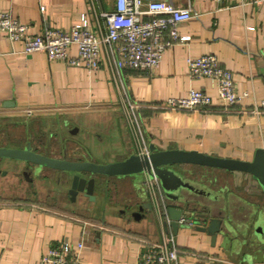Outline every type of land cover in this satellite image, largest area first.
Wrapping results in <instances>:
<instances>
[{
    "label": "crops",
    "instance_id": "crops-1",
    "mask_svg": "<svg viewBox=\"0 0 264 264\" xmlns=\"http://www.w3.org/2000/svg\"><path fill=\"white\" fill-rule=\"evenodd\" d=\"M189 5L194 15L178 25L189 39L167 47L152 72L123 66L95 70L50 60L41 51L24 53L20 43L0 34V145L34 150L56 157L79 155L106 163L148 148H179L251 160L264 148V0H172ZM113 0H0L34 35L44 26L67 28L84 13L94 24L93 9L111 8ZM70 56L76 57L71 46ZM216 54L233 72L236 89L249 96L239 104L213 105L193 111L162 107L168 96L189 88L215 96L210 78L192 80L186 57ZM103 60V57H102ZM123 99L138 104L142 139L130 131ZM28 164L0 158V264H36L50 244L63 238L82 240V264H134L142 240L158 242L161 223L149 202L139 196L131 176H98L90 200L83 193L72 200L61 171L44 167L37 174ZM184 174L223 195L233 226L247 241L223 247L206 231L179 227L175 242L181 264H264V193L248 173L201 165H183ZM160 185V184H159ZM161 193H164L160 187ZM244 235V234H242ZM254 254H258L255 257ZM251 256L250 261L243 258ZM242 260V261H241ZM241 261V262H238Z\"/></svg>",
    "mask_w": 264,
    "mask_h": 264
},
{
    "label": "built area",
    "instance_id": "built-area-1",
    "mask_svg": "<svg viewBox=\"0 0 264 264\" xmlns=\"http://www.w3.org/2000/svg\"><path fill=\"white\" fill-rule=\"evenodd\" d=\"M92 9L94 24L83 13L80 22L67 28L46 25L34 35L28 33L27 24L13 17L9 11L0 10V34H4L10 41L20 43L21 52L41 51L50 60L58 59L70 65H84L92 70L101 66L110 70L128 66L152 72L167 47L178 40L189 39L188 35H180L177 27L194 15L189 5L181 6L172 0H113L110 9L104 7L98 13L93 7ZM71 46L76 47V57L70 56ZM186 67L187 75L192 80H214L215 96L202 89L189 88L181 96H168L162 102L165 109L202 110L215 102L228 107L239 104L243 98L249 96L248 92H239L236 89L233 72L220 64L216 54L188 56ZM123 102L130 131L140 140L142 123L138 104L129 99H123ZM260 106H264L263 100L254 104L250 112H259ZM138 146L137 153L148 152L143 142L138 141ZM142 185L162 230L158 242L142 240L134 264H181V250L175 242L172 220L168 216L158 179L155 176L146 177ZM83 245L82 240L71 242L68 238H63L50 244L36 264H82L80 252Z\"/></svg>",
    "mask_w": 264,
    "mask_h": 264
},
{
    "label": "water",
    "instance_id": "water-1",
    "mask_svg": "<svg viewBox=\"0 0 264 264\" xmlns=\"http://www.w3.org/2000/svg\"><path fill=\"white\" fill-rule=\"evenodd\" d=\"M0 158L26 162L33 166L35 174L44 167L61 171L70 181L67 192L72 200L79 192L93 200L98 176H131L134 185L140 188V198L145 200L146 192L142 182L146 177L155 176L164 193L174 234L179 227H194L198 231H206L211 236L212 243L216 240V235L220 234L223 237L221 244L225 248L230 243L242 246L251 241H247L246 231L232 225L223 195L205 183L186 176L183 165H201L248 173L264 193V148H257L251 160H241L214 156L194 149H158L156 145L150 144L147 153H130L123 159L99 163L79 155L74 158L47 155L34 150L28 141L20 147L0 145ZM23 174L30 178L26 170ZM143 207L151 209L149 202L139 206V210L142 211ZM180 219H183L182 222H179ZM260 243L258 251L264 252V241L261 240ZM254 255L258 257V254ZM249 257L251 256L243 258L244 261H250L252 258Z\"/></svg>",
    "mask_w": 264,
    "mask_h": 264
},
{
    "label": "flooded vegetation",
    "instance_id": "flooded-vegetation-1",
    "mask_svg": "<svg viewBox=\"0 0 264 264\" xmlns=\"http://www.w3.org/2000/svg\"><path fill=\"white\" fill-rule=\"evenodd\" d=\"M33 147V146H32ZM34 149V148H33ZM32 166V165H31ZM33 167V166H32ZM43 169V168H42ZM25 170L27 171V172H31V170L28 168V165L26 166V168L25 169H23L22 170V172H25ZM25 178H28V177H26V176H24Z\"/></svg>",
    "mask_w": 264,
    "mask_h": 264
},
{
    "label": "rangeland",
    "instance_id": "rangeland-1",
    "mask_svg": "<svg viewBox=\"0 0 264 264\" xmlns=\"http://www.w3.org/2000/svg\"><path fill=\"white\" fill-rule=\"evenodd\" d=\"M2 171H4V170L2 169L0 173H2Z\"/></svg>",
    "mask_w": 264,
    "mask_h": 264
}]
</instances>
